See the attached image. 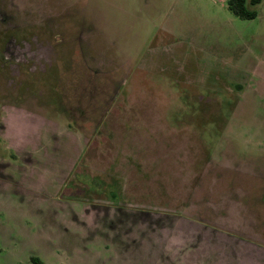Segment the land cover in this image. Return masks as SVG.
Segmentation results:
<instances>
[{"label":"rangeland","instance_id":"rangeland-1","mask_svg":"<svg viewBox=\"0 0 264 264\" xmlns=\"http://www.w3.org/2000/svg\"><path fill=\"white\" fill-rule=\"evenodd\" d=\"M0 0V264H264V0Z\"/></svg>","mask_w":264,"mask_h":264},{"label":"trees","instance_id":"trees-1","mask_svg":"<svg viewBox=\"0 0 264 264\" xmlns=\"http://www.w3.org/2000/svg\"><path fill=\"white\" fill-rule=\"evenodd\" d=\"M262 0H229V8L234 14L245 19H254L258 15V11L253 8ZM32 261L36 264H44L38 257H32Z\"/></svg>","mask_w":264,"mask_h":264}]
</instances>
